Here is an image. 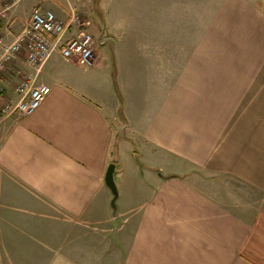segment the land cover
Masks as SVG:
<instances>
[{
  "label": "crops",
  "instance_id": "1",
  "mask_svg": "<svg viewBox=\"0 0 264 264\" xmlns=\"http://www.w3.org/2000/svg\"><path fill=\"white\" fill-rule=\"evenodd\" d=\"M22 1L0 0L7 43L36 5L83 7ZM97 1L95 65L22 51L0 71V108L50 87L0 113V264H264V0Z\"/></svg>",
  "mask_w": 264,
  "mask_h": 264
},
{
  "label": "built area",
  "instance_id": "2",
  "mask_svg": "<svg viewBox=\"0 0 264 264\" xmlns=\"http://www.w3.org/2000/svg\"><path fill=\"white\" fill-rule=\"evenodd\" d=\"M4 16L5 9L0 10V18ZM76 20L74 15L65 20L52 9L42 5L34 6L27 23L12 42H5L0 35V71L4 63L22 51L25 52L27 64L37 70L54 52L85 67L95 65V38L91 32L83 31L74 37L65 38V33ZM15 91L19 98L16 101L9 100L0 108L3 117L12 114L24 117L32 113L47 98L50 87L24 79L16 85Z\"/></svg>",
  "mask_w": 264,
  "mask_h": 264
},
{
  "label": "rangeland",
  "instance_id": "3",
  "mask_svg": "<svg viewBox=\"0 0 264 264\" xmlns=\"http://www.w3.org/2000/svg\"><path fill=\"white\" fill-rule=\"evenodd\" d=\"M72 1H73V3L75 2V0H72ZM82 3H83V5H82L83 7H81V8H77L76 5L73 6L72 15H74L75 18H77L76 22H78V21L83 22L84 15H87L89 13L90 16L92 15V19L96 20V24H93V26H92V22H91V24H89V25L81 26L80 31H82V32L83 31H89L92 34H94L95 32L97 33V31L100 32L102 29L104 30L105 23L103 22V18L100 16L101 12L99 11L98 1L97 0H82ZM25 4H26V2H25V0H23L20 3L19 7H21L23 5H24L23 7H25ZM111 9H112L111 10L112 14L115 15L116 12L118 11V9H120V8L116 7V5L114 3L112 5ZM73 12H74V14H73ZM95 45H96V41H95ZM94 50H95V47H94ZM107 50L110 51L109 49H107ZM100 54H101L100 55L101 63L107 64L109 59L106 57V55L104 53H100ZM121 155L125 156V152H123Z\"/></svg>",
  "mask_w": 264,
  "mask_h": 264
},
{
  "label": "water",
  "instance_id": "4",
  "mask_svg": "<svg viewBox=\"0 0 264 264\" xmlns=\"http://www.w3.org/2000/svg\"><path fill=\"white\" fill-rule=\"evenodd\" d=\"M115 172H116L115 164L110 163L105 173V183L112 191L113 198L111 200V206L114 210H116L117 208L116 199L118 198V195H119L117 184L115 182Z\"/></svg>",
  "mask_w": 264,
  "mask_h": 264
}]
</instances>
